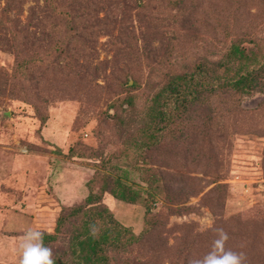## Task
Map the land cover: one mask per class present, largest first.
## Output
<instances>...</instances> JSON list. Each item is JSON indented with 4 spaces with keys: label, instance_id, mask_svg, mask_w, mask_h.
<instances>
[{
    "label": "rangeland",
    "instance_id": "1",
    "mask_svg": "<svg viewBox=\"0 0 264 264\" xmlns=\"http://www.w3.org/2000/svg\"><path fill=\"white\" fill-rule=\"evenodd\" d=\"M110 1L116 7L104 3L96 18L86 20L74 6L71 11L77 15L68 22L53 13L48 0H0V18L9 26L0 28V264H18L14 249L24 230L53 232L59 214L82 202L89 190L96 191L103 174H121L125 184L142 186L136 169L140 162L131 165V154L119 157L127 134L118 125L104 129L105 112L112 111L108 84H117L123 74L145 78L162 68L157 64L175 38L202 57L215 56L212 45L224 46L229 37L248 47L250 39H257L264 52V0H181L180 27L167 0H145L140 6L134 0ZM229 17L233 31L226 37ZM62 53L71 57L69 64ZM33 55L40 60L20 64ZM259 90L236 97L231 111H222L227 107L224 97L216 101L222 107L217 138L209 141L205 130L188 143L189 128L183 126L175 148L149 155L153 167L163 172L156 184L173 185L175 201L160 193L155 202H146L151 206L146 214L143 197L126 202L103 193L101 205L132 234L144 229L145 219L153 225L141 251L139 246L119 252L110 247L111 261L188 264L210 248L198 236L210 216L215 223L236 214L264 220V77ZM147 105L144 95L136 96L138 114ZM43 111L44 121L38 116ZM199 157L202 163L210 159L207 170L196 165ZM189 176L196 178L194 187L176 191L174 186L192 182ZM218 183L225 193L216 202L211 199L218 194L207 197L206 192ZM81 224V214L68 217L49 247L65 248L70 231ZM185 245L190 251L180 253ZM245 254L247 264H253L252 255Z\"/></svg>",
    "mask_w": 264,
    "mask_h": 264
},
{
    "label": "trees",
    "instance_id": "2",
    "mask_svg": "<svg viewBox=\"0 0 264 264\" xmlns=\"http://www.w3.org/2000/svg\"><path fill=\"white\" fill-rule=\"evenodd\" d=\"M57 1L60 0H48V4L52 7L53 13L63 16L68 22L74 20L77 15H73V11H71L74 6H78V9L82 11L79 17L85 18L84 20L96 18L95 16L101 11L104 3L108 4L107 8L110 5L116 7L115 2L110 0H62L60 6H57ZM167 1L169 8L176 9L178 21L176 27H180L179 23H182V18L179 16L180 7L178 4L181 0ZM136 2L140 6L146 1L134 0V3ZM178 17L181 18V22ZM228 21L230 25L225 29L226 37L233 31L232 18L229 17ZM4 23L3 17L0 18V28L4 27L8 30L9 26ZM225 40H228L226 44L223 46V42L219 48L217 45H212L213 51L217 49L215 56L202 57L195 55L197 52L193 54L181 47L179 39L175 38V41L169 44L162 63L157 64V66L162 65V68H154V72H147L145 78L131 72L123 74L122 80L117 84H108L107 107L112 108V111L105 112L104 124L106 126L104 129L118 125L121 127L120 133L127 134V137L124 135L122 139L123 149L119 157L128 158L131 154L132 162L135 163L131 165L138 166L137 162H140L142 166L136 169L139 170L142 178V186L133 188L125 184L121 174H103L100 186L96 191L89 190L82 202L69 208L68 212L62 211L56 219L53 232H44V243L49 247L52 242L59 239V234L62 232L61 227L68 217L82 215V224L75 226L70 231L66 242L67 246L53 251L55 264H132V261L128 259L121 262L111 261L110 247L119 252L120 250L126 251L129 246H139L143 241L149 243L147 238H149V232L153 226L150 220L145 219L144 229L134 235L129 228L115 220L105 206L101 205V197L105 192L126 202H135L136 199L143 197L146 214L151 211V206L146 202L150 200L155 202L160 193H163V196H166L168 200L175 201L171 192L173 185L165 186L163 182L161 185L156 184L161 179L163 172L153 167L148 160L149 155L175 148L176 140L180 139V134L177 135V133L183 126L189 128L188 143L197 140L199 133L205 130L206 134L208 133L209 141L217 138L214 132L222 111L234 110L231 104L235 102L236 97L240 99V96L261 92L259 89L264 77L262 44L254 38L249 40L253 43L251 47L246 46L240 38L234 40L229 37ZM148 46L145 44L142 47L144 53L150 52ZM61 56V59L67 64L70 63L69 54L62 53ZM33 59L40 60V57L24 56V60L20 61V64H29ZM23 69H26L25 65ZM128 81L131 83L128 84ZM151 86H153V90ZM156 87L157 89L154 90ZM147 88L150 90L148 91ZM134 92L136 96L144 95L145 101H148L143 115L138 114L134 108L136 101ZM223 97L227 106L224 109L216 103ZM221 109L222 111H220ZM43 113L44 111L38 114L42 121L47 115ZM134 123L133 131L129 130V127ZM168 146L170 148H167ZM97 155L102 157L99 152ZM102 161L100 160V163ZM209 162L210 159L203 163L201 157L196 159V165L200 164L204 171L209 168ZM101 165L107 168L112 167L105 163ZM210 173L212 174L214 171ZM184 178L186 177L184 176ZM189 178L192 182L187 184L182 182L181 186H174L176 191L178 189L189 191L194 182H197L196 178L190 176ZM222 189L223 185L218 183L206 192V196L209 197L211 192L217 193L218 195L211 200L218 202L222 200V195L225 193V189ZM179 209L180 205L176 204L174 211L177 212ZM257 220L258 218L244 220L236 214L227 219H218L215 226L223 228L228 233V247L252 255L250 259L252 258L253 264H264V220ZM198 236L210 247L215 233L210 230L199 232ZM139 251H141V246H139ZM188 251L190 248L187 245L182 246L179 250L184 254H187ZM134 264L144 263L140 261Z\"/></svg>",
    "mask_w": 264,
    "mask_h": 264
},
{
    "label": "clouds",
    "instance_id": "3",
    "mask_svg": "<svg viewBox=\"0 0 264 264\" xmlns=\"http://www.w3.org/2000/svg\"><path fill=\"white\" fill-rule=\"evenodd\" d=\"M209 230L215 233L209 250L202 256L190 258L188 264H247L246 254L227 246L228 233L216 227L211 216L201 229L202 232ZM44 236V231L40 229L24 230L14 249L18 255V264H55L53 249L45 245Z\"/></svg>",
    "mask_w": 264,
    "mask_h": 264
}]
</instances>
